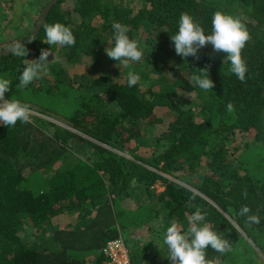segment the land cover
Segmentation results:
<instances>
[{
	"label": "trees",
	"instance_id": "trees-1",
	"mask_svg": "<svg viewBox=\"0 0 264 264\" xmlns=\"http://www.w3.org/2000/svg\"><path fill=\"white\" fill-rule=\"evenodd\" d=\"M134 1L59 0L46 23L69 26L74 46L44 43L42 29L25 58L0 57L1 76L18 87L24 59L39 58L41 49L59 46V55L74 65L85 57L105 58L117 21L144 54L127 68L141 71L144 79L152 68L172 73L187 97L152 86L142 91L139 82L129 87L112 72L75 78L53 63L47 75L18 89L31 97H14L39 105L30 108H43V114L55 110L53 102L67 104L64 118L71 128L38 116L15 126L0 124V264H108L102 250L120 237L131 264H170L158 260L163 234L172 222L186 231L197 208L232 246L224 254L209 247L207 258L230 264L229 257L238 255V264H258L264 254V178L250 164V154L264 151V0H141L140 6ZM215 11L240 18L249 32L241 53L247 66L243 82L229 70L226 53L215 54L209 44L198 51L199 59L183 58L170 40L181 13L207 35ZM97 17L102 22L95 24ZM205 68L214 83L209 91L189 83L194 70ZM158 107L174 116L159 135L155 129L164 120ZM132 140L137 152L149 150H123ZM241 205L261 223L246 225L237 215ZM76 211L75 223L55 224ZM145 231L152 239L140 234Z\"/></svg>",
	"mask_w": 264,
	"mask_h": 264
},
{
	"label": "clouds",
	"instance_id": "clouds-1",
	"mask_svg": "<svg viewBox=\"0 0 264 264\" xmlns=\"http://www.w3.org/2000/svg\"><path fill=\"white\" fill-rule=\"evenodd\" d=\"M211 25V33L206 35L201 24L196 22L191 15L187 12L181 13L178 20V31L170 36L176 54L183 58L191 56L199 59L198 51L210 44L214 52L227 54L224 61L230 63L229 70L241 82L245 81L247 66L241 53L250 39L245 25L240 18L222 11H215L212 14ZM111 27L113 30L111 43L104 49L107 57L115 60L117 66L127 67L130 62H139L144 54L139 46V41L129 37L128 27L117 21H113ZM41 28L45 34L43 42L50 46H74L76 43L73 31L69 26L59 22L54 24L45 22L41 24ZM32 38L36 39V36L33 35ZM8 52L15 57L25 58L28 55V49L21 44V41L10 45ZM51 52L52 50L41 49L39 58L24 59V66L18 78V89H24L34 80H39L43 75L48 74L50 63L48 57ZM126 79L128 86L133 87L139 82L140 76L136 72L129 71ZM11 83V80L0 77V124L5 127L15 126L17 121L27 123L32 112L30 106L14 96L11 99H5V93L10 91ZM189 83L204 91L214 88L207 68L194 70ZM227 110L229 112L234 110L232 103L227 105ZM243 195L245 198L247 197V193ZM237 215L245 218L244 222L248 226L261 223L260 216L252 214V210L247 205H241ZM205 220L206 213H202L197 208L188 217L189 227L186 231L182 230L175 222L167 227L162 237V243L165 247V258L170 264H216L214 259L207 258L206 250L209 247L219 254L231 250L230 241L224 238L221 233L214 231Z\"/></svg>",
	"mask_w": 264,
	"mask_h": 264
},
{
	"label": "rangeland",
	"instance_id": "rangeland-1",
	"mask_svg": "<svg viewBox=\"0 0 264 264\" xmlns=\"http://www.w3.org/2000/svg\"><path fill=\"white\" fill-rule=\"evenodd\" d=\"M49 1L50 0H0V50L9 47L14 42L22 41L23 39H25L34 28L40 12ZM134 2L137 3V5L135 6H140V4L142 3L141 0H135ZM33 5H34V10H33ZM23 6L27 10L23 11V13L22 12L20 13V9L22 11ZM19 13L23 15L22 16L20 15V18L16 19V15H19ZM99 21L102 22V20H100L97 17L96 19H94L93 22L97 24ZM58 50H59V46H57L55 50H52L51 54L48 57L49 62L53 63L56 67H59L60 65L64 66V68H66V70L68 71V74L75 78H77L81 74H85L91 78H95L101 74H109L112 72L113 74L115 73L117 76L119 74V78L117 77L116 78L120 79L121 81H124L129 71L136 72L137 74L141 72L138 70H132V68H127L123 65H118L119 66L118 67L117 62H113L112 59L108 58L107 56L105 58H102L101 60H98L97 62H92L90 57H85L81 63L74 65L70 63L66 58L59 55ZM214 53L220 54L221 52L219 53L214 52ZM134 65H136V62ZM114 68H115V72L112 71V69ZM148 70H149L148 71L149 76L147 79H144V77L142 78L141 75H139L140 76L139 83L140 86L142 87V91H145V89H147L149 86H152L154 87V89L161 91H175V90L178 91L179 87L178 85H176L175 76L172 73L169 74V72L167 71H162L161 73H159L157 71V68H152ZM0 77H2L1 74ZM11 81L12 83L10 87V92L5 93V99H9V97H13V96H19L21 98L31 97V94L28 93H22V92L18 93V87L15 86V84L17 83L13 80ZM177 93H180L179 95L182 94L181 96L183 100L184 98H187L185 95L186 94L185 91H183L182 89H180ZM189 99L195 101V99L193 98H189ZM25 102L28 106L35 105L32 101H25ZM53 103L56 105L55 110L51 109L50 111H47L48 113L46 114H43L41 112L43 111V108L40 110L32 108L30 119L34 120L35 117L38 116L50 121H54L55 123H58L61 126H66L68 128H71L67 119L64 118V112L65 114L67 113V111L65 110L69 111L70 109L68 105L65 104L64 102H60V103L53 102ZM35 107L40 108L39 105H35ZM157 114L159 117L163 118L164 120V122L161 123L158 126V128L155 129L156 134L159 135L160 132L168 129V124L170 121L174 119V116L167 108H163V107H158ZM239 140L242 141V138L239 137ZM237 143L239 144V142ZM136 147H137L136 141L132 140L131 142L125 144V148L123 150L130 149L137 154L138 153L143 154L145 150L146 151L149 150L148 148L141 147L137 152ZM120 153L123 154L124 151L123 152L120 151ZM126 154L128 157H130L131 155L129 151H126ZM261 157H264V151H261L258 155L256 152L250 154V164L252 168L251 171L257 178L260 179L264 178V158H263V163H261L259 161V158ZM157 187L159 191L163 190V186H160V184L157 185ZM78 214L79 212L76 211L72 215L71 214L62 215L55 219V224L58 223L60 225H64V223H75ZM135 233H139V232L135 230ZM140 234L144 235L145 239L148 238L152 239V236L150 235V233L148 234V231H145V233L142 232ZM260 256H261L260 260H258L257 263L264 264V254L260 253ZM243 258L245 257H242L241 259ZM159 259L161 261L163 260L162 253L158 257V260ZM229 259H230V264L231 263L238 264V255H236L234 258L231 256L229 257ZM251 263H253L252 260H249L242 264H251Z\"/></svg>",
	"mask_w": 264,
	"mask_h": 264
},
{
	"label": "built area",
	"instance_id": "built-area-1",
	"mask_svg": "<svg viewBox=\"0 0 264 264\" xmlns=\"http://www.w3.org/2000/svg\"><path fill=\"white\" fill-rule=\"evenodd\" d=\"M102 253L108 264H131L130 250L123 237L109 241Z\"/></svg>",
	"mask_w": 264,
	"mask_h": 264
},
{
	"label": "water",
	"instance_id": "water-1",
	"mask_svg": "<svg viewBox=\"0 0 264 264\" xmlns=\"http://www.w3.org/2000/svg\"><path fill=\"white\" fill-rule=\"evenodd\" d=\"M59 2V0H50L45 7L42 9V11L40 12L37 22L34 26V28L32 29V31L30 32V34L21 41V44L25 47L29 46L35 39H33V35H35L36 37L40 34L42 28H41V24L46 22V19L49 15V13L51 12L52 8ZM8 48H3L0 50V57L3 56H8L11 55L10 52H8Z\"/></svg>",
	"mask_w": 264,
	"mask_h": 264
},
{
	"label": "crops",
	"instance_id": "crops-1",
	"mask_svg": "<svg viewBox=\"0 0 264 264\" xmlns=\"http://www.w3.org/2000/svg\"><path fill=\"white\" fill-rule=\"evenodd\" d=\"M25 10H27L24 6L22 7V11H21V9H20V13L22 12L23 13V11H25ZM33 10H34V5H33ZM19 13V15H16V19H17V16H22L23 14H20ZM16 14V13H15ZM161 253L163 254V260L162 261H164L166 258H165V256H166V252H165V249H162L161 250ZM160 260V259H159ZM161 261V260H160Z\"/></svg>",
	"mask_w": 264,
	"mask_h": 264
}]
</instances>
